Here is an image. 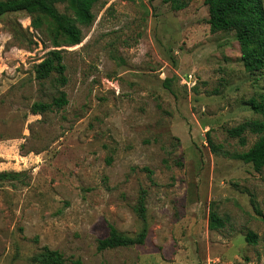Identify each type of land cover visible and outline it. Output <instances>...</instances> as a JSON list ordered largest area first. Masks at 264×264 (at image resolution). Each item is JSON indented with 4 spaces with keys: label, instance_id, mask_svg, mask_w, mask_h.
<instances>
[{
    "label": "rangeland",
    "instance_id": "rangeland-1",
    "mask_svg": "<svg viewBox=\"0 0 264 264\" xmlns=\"http://www.w3.org/2000/svg\"><path fill=\"white\" fill-rule=\"evenodd\" d=\"M92 12L81 43L61 47L64 85L34 78L47 33L25 12L0 17V172L11 173L0 264H36L43 246L65 264H264V166L234 156L258 136L241 145L227 133L260 119L246 101L264 74L244 69L233 31H210L202 0H99ZM61 92L67 104L31 112ZM211 208L224 227H208ZM109 225L147 237L98 250Z\"/></svg>",
    "mask_w": 264,
    "mask_h": 264
},
{
    "label": "trees",
    "instance_id": "trees-1",
    "mask_svg": "<svg viewBox=\"0 0 264 264\" xmlns=\"http://www.w3.org/2000/svg\"><path fill=\"white\" fill-rule=\"evenodd\" d=\"M99 0H0V17L6 13L25 12L31 17L34 29L47 33L52 43L46 56L33 67L34 78L39 81L51 80L58 85L67 82L66 65L61 47L75 46L83 39L82 26L94 21L93 5ZM170 3L174 10L187 6L190 0H162ZM207 7L208 24L211 32L233 31L234 39L239 47V57L244 69L249 73L264 74V3L263 0H202ZM62 5L63 9H58ZM67 104L65 93L52 97L50 102L37 101L31 105L33 114H40L53 108ZM252 112L260 115V119L244 120L227 130L230 137L238 138L241 145L246 144V131L258 136L257 140L244 152L234 156L250 163L255 170L264 166V93L258 94L246 101ZM213 149L216 145L209 140ZM11 173L0 172V178L8 177ZM14 175L17 173H13ZM13 175V176H14ZM137 215L145 223V191L141 190L136 206ZM228 218L220 217L211 208L208 215L210 229L222 228ZM147 237V228L134 235L119 232L109 225L108 235L97 240V249L104 250L115 247H131L141 245ZM245 240L249 243L256 241V234L248 231ZM36 264H65L62 254L56 249L43 246L42 250L32 257ZM72 264H82L79 259Z\"/></svg>",
    "mask_w": 264,
    "mask_h": 264
},
{
    "label": "crops",
    "instance_id": "crops-1",
    "mask_svg": "<svg viewBox=\"0 0 264 264\" xmlns=\"http://www.w3.org/2000/svg\"><path fill=\"white\" fill-rule=\"evenodd\" d=\"M263 3H264V0H263Z\"/></svg>",
    "mask_w": 264,
    "mask_h": 264
}]
</instances>
